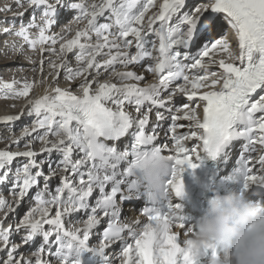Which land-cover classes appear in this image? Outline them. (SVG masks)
Listing matches in <instances>:
<instances>
[{
  "label": "snow or ice",
  "instance_id": "snow-or-ice-1",
  "mask_svg": "<svg viewBox=\"0 0 264 264\" xmlns=\"http://www.w3.org/2000/svg\"><path fill=\"white\" fill-rule=\"evenodd\" d=\"M15 3L25 11L31 8V19L25 23L24 12H17L18 29L14 18L10 22L0 21L9 25L0 31L21 38L31 52L40 55L42 76L45 53L54 56L55 60H47V66L52 70L48 75L57 86L51 87L50 94L46 92L28 100L27 115L34 116V120L13 140L19 145L21 140L32 138L24 143L25 150H0V170H3L0 185L10 179L13 161L23 158L22 166L17 167L11 177L17 207L27 197L29 189L38 184V178H43V189H38L34 196L35 207L15 226L4 227L0 223V252L5 253L0 264H33L19 248L30 245L38 236L42 237V244L34 253V264H51L48 259H41L45 252L61 264H81V255L89 250L104 255L105 264H114L106 250L118 241L122 246L118 255H113L119 259V264H198L202 255L209 257L207 264H213L219 257L213 246L205 244L203 251L194 252L191 239H186L183 248L177 243L179 234L173 229L181 230L183 226L172 216L163 218L144 208L146 222L135 218L122 221L120 202L134 198V184L129 178L144 157L145 149H155L154 154H158L168 147L167 144L154 146L156 128L152 135L146 134L152 108L157 109V122L168 118L160 109L170 115L171 126L165 135L170 132V139L175 142L171 149L174 154L169 157L175 161V171L169 188L177 195L182 194L181 174L186 168L195 169L201 154L215 157L234 141L244 142L238 163L245 188L264 186V0L199 3L162 0L158 11L148 16L146 22V15L157 6L156 0H99V3L94 0L91 3L89 0H15ZM4 10L11 11V8ZM61 10L75 14L63 29L74 31L70 39L51 31ZM37 14L40 23H37ZM101 17L107 22L99 23ZM81 24L84 26L80 27ZM225 25L234 33L238 51L233 50L226 35H221ZM33 29H36L35 35ZM133 47L134 53L130 51ZM12 48L23 54V45L18 48L13 44ZM69 54L75 55L77 67L70 65ZM219 54L223 57L217 60L215 57ZM145 59L152 61L146 71L157 78L156 83L146 87L139 86L144 77L136 72L116 70V65L127 69ZM29 60L35 65L31 57ZM211 65H218L220 71L211 70ZM61 70L69 83L83 77L77 86L79 94L58 86ZM102 70H112L118 83L99 82ZM181 80L182 84L173 87L166 99L162 98V92ZM44 82L41 79L40 83ZM19 83L0 79V94L4 98H28L36 81L29 82L25 78L18 88ZM201 89L208 90L201 92ZM177 96L186 97L195 106L185 103L173 112L171 102ZM109 103L114 108L107 106ZM146 103L150 107L142 111ZM201 103L202 119L197 113ZM127 106L134 107L138 118L132 117ZM23 115L22 111L20 115L5 116L0 118V124L12 125ZM181 120L189 123L180 124ZM185 127L187 131L178 132V128ZM132 129L135 130L130 132ZM128 134L133 137L130 151L127 148L120 151L106 143ZM36 140L41 144L40 153L46 154L39 161L38 153L33 150ZM193 140L196 141L193 146H186V142ZM54 152L62 157L56 169L72 175H63L62 186L53 194L49 192L50 177L40 169L48 164L49 173L56 174L50 159ZM74 153L82 155L74 159ZM254 153L259 154L254 156ZM122 163L126 166L120 171ZM257 166L258 171L254 170ZM77 178L78 182L74 183ZM109 185L111 190L106 191ZM97 189L99 197L90 205L89 198ZM45 194L50 198L46 199ZM89 209L87 219L78 222L82 227H66L72 214ZM5 210L15 212L12 204L0 198V211ZM105 218L107 227L103 238L98 246L90 249L92 230L105 222ZM20 233L24 235L17 244L11 237Z\"/></svg>",
  "mask_w": 264,
  "mask_h": 264
},
{
  "label": "bare ground",
  "instance_id": "bare-ground-1",
  "mask_svg": "<svg viewBox=\"0 0 264 264\" xmlns=\"http://www.w3.org/2000/svg\"><path fill=\"white\" fill-rule=\"evenodd\" d=\"M92 1H89V2L91 3ZM76 2H80V0H76ZM94 2L99 3V0H94ZM194 2H196V3H199V2H207V0H194ZM0 3H2V4H0V21H2V22H10L11 21L10 20L11 18H13V19L16 18V21L17 22H16L15 27L18 29V27H19L18 21H20V19L17 18L16 17V14H14V13H7L6 12L4 14L3 9H4V7H6V4H4V1L3 2L0 1ZM157 3H159V0H157ZM161 3H162V0H161ZM158 6H159V4H157V6L155 8L151 9V13L154 14L155 12H157L158 11ZM32 13H33V10L31 8H27V10L24 12V16H23L22 19H23V21L25 23L28 22V20H29L30 16L32 15ZM74 15L75 14L73 12H71V11L61 10L60 18H59L57 24L54 25L53 26V29L51 30L52 33L59 34L60 36L65 37V39H70L74 35V31L70 33V32H65L63 29L68 26V24L70 23V21L73 19ZM148 16H151L150 12L146 15L145 22L147 21ZM3 26H9V25L7 23L0 24V28H2ZM83 26H84V24H81L80 25V27H83ZM226 31H227V27L225 25V31H224V33ZM35 33H36V29H33L32 30V34L35 35ZM4 36H6L5 39H4ZM14 36H15L14 34H11V35L10 34H5L2 31H0V56H1V54H3L2 58L0 59V70L1 71H4V72H7V76L8 77H15V76L20 75L22 73V76L20 78L23 79L25 77V78H27L30 81L32 79V73H33V70L32 69L35 67L36 63L34 65L29 60V57H31V60L32 61L38 62V60L41 59V58H39L40 55L38 53L31 52L28 49L27 45L24 44V42L22 41L21 38L14 37ZM226 36H227L228 39H230L231 42H235V44H236L235 50L238 51V42L235 39L236 37H235L234 33L231 30H229V33L226 34ZM149 39L151 40L152 37H149ZM94 41H95V37L93 36V42ZM8 42H10V43H8ZM13 44H16L18 48L21 45H23V54L20 53V56H19L18 55L19 52L13 50V48H12V45ZM57 49H58V45H57ZM130 51L134 53L135 52V48L133 47L132 49H130ZM10 52H15V55H14V59L15 60L14 59L7 60V56H8V54ZM17 55L19 57H16ZM45 56H46L45 65H47V60H55V57L54 56H51L50 54H48V55L46 54ZM101 58H104V57H101ZM71 62H72V60H71ZM151 62H152L151 60L145 59V60L141 61L139 65H130L127 69L122 68L120 65H116V70L117 71H134V72H136L137 74H139V75H141V76L144 77V79L139 82V86L146 87L148 84H152V83H156L157 82V78L153 74H151L148 71H146L148 65ZM71 66L73 68H75V67L78 66V64H76V65L73 64ZM19 67H23V68H20L19 69ZM210 68H211V70H214V71H220V69L218 68V65H211ZM17 70H20V74H17ZM24 71H26L25 74H24ZM45 71H46V69H45ZM51 71L52 70L49 67L48 73L45 76L46 85L44 84V86H42L43 83H41L40 85H38V87L35 89L34 93L27 100H24V101H21L20 102V104H19L18 107L20 108V111L23 110V112H24V116H22V120H20L19 122H17V124H15V125H14V123L12 125L0 124V133H1L0 134V139H2V140L7 139L10 136V132L12 131V127H16V126L18 127V125L22 124V121L23 120L26 121V118H27V114L26 113H27L28 108L30 107V105H28V100L37 99V98L43 96L44 94H46V92L48 94H50L51 93V87L57 86V84L52 81L51 77H48V74ZM109 72H110V70H108V72L102 70V74L98 77V81L101 82V83H103V82L118 83L116 77L113 78L114 80H116V82L115 81H111V80L108 81V79L106 78V76L108 75ZM28 73H31V74H28ZM112 76H114V75H112ZM64 78H65L64 71L61 70L60 71V75L57 77V80L59 79L58 86L61 87V88H69L70 90H72L76 94H79V92L77 91V86L79 85V83L81 82L80 80H82L83 77L75 80L71 86L68 85L70 83H67V82L64 81ZM128 83H137V82H135V81H128ZM171 90H172V88H169V90L167 92H162V98L166 99ZM207 90L208 89H201V92L207 91ZM196 102L198 103L199 101L197 100ZM185 103H191L192 106H195V103L188 102L187 101V98H183L182 96L175 97L173 99V101L171 102V106L173 107V112H175V108L176 107H183V105ZM11 104H12V102H11ZM107 106L114 108V106L111 105L110 103ZM4 107H8V106L6 104H4V103H0V110L1 111L4 109ZM145 107H146V104H145L144 108L142 109V111H148L150 105H148L147 108H145ZM127 110L132 115V117L134 119L138 118V114L136 112H134V107L133 106H127ZM11 111L12 112L2 113L0 115V118H3L2 116H8L9 114H12V113L17 112V111H13V110H11ZM156 111H157V109L152 108V110L149 112V122H150V119L152 118V116L155 119V116L154 115L156 114ZM159 111L165 112V115L168 116V118L166 120H164V121H161V122H157V121H154L153 120L152 125L156 126V129H157V131H156L157 141H156L155 146H158L160 143H167L168 147L165 148V150L168 151V154H174V152H172L171 149L173 148L175 142L170 139L171 133L168 132L167 133V136L165 135V133L167 132V129L171 126L170 115L165 111V109H160ZM197 113H198L199 117L202 119V117H203V104L202 103H201V107L197 109ZM158 123L160 125L159 127H157V124ZM179 123L180 124L187 125L189 122L188 121L181 120V121H179ZM152 129H153V126H148V124H147L146 130L148 132H152ZM184 131H187V128L186 127L185 128H178V132H181L182 133ZM120 142H124L125 143L126 142V137H123L120 140ZM194 143H195L194 140L193 141H188V142H186V146L191 147ZM5 150H7V149H5ZM23 150H25V149H23L22 147H19V148L16 147V149H14L12 151L15 152V151H23ZM38 151H39V149H38ZM237 153H238V150L237 149L234 150V151H231V148H230L229 150H227L226 156L229 157V158L235 157L237 155ZM78 155L79 154L74 153V158H76V156H78ZM38 159H39V157L37 156V160ZM22 160H23V158L18 157L16 160L13 161V163L11 164L12 165L11 167L14 168V171L17 169V167H19L21 165L20 162ZM51 161H52L53 168H56V165H57L58 161H57V156H56V153L55 152L51 156ZM45 167H46V164H45ZM122 167H123V165L120 166V171H122ZM42 170L41 171L44 173V168L43 167H42ZM2 171H1V173H2ZM14 173L10 174V179H9L10 181L8 182L7 185H3L1 187V189H0L1 191H5L7 193L8 192L10 193V191H11L10 189L12 188V183H13L11 177L14 176ZM11 175H13V176H11ZM45 175L50 177L49 178V182H50L51 186H54V184H57L58 185V183H59L58 181H59V179H60V181L62 180V176L63 175H69V176H71L72 174L70 172L69 173H63L61 171L59 175L58 174L51 175L49 172L48 173H45ZM56 178H58V180H56ZM253 186H255V185H253ZM49 192H50V190H49ZM45 198L48 199L50 197L48 195H45ZM7 200H8V197H7ZM32 207H35V203H33ZM31 208H30V210H31ZM16 212L17 211H15V213ZM12 213L13 212H11L8 216H6L7 218H5L4 222H1L2 220L0 219V223H3V226L4 227H8L10 225V223L13 222V220H11L12 219L11 218ZM18 215H19V213H17V216ZM130 215L133 216L134 215V212L133 211H130ZM22 235H24V233H20V234L13 235L11 237V239L13 241H15L17 244H19L21 240H18V238H21ZM39 242H40V238H37L36 237L34 239V241L30 245H23V249H20L19 250L21 253H24L26 251L25 252L27 254L26 255V258L27 259H31L33 261V264L35 262V259H34V256H33V252H35L36 245H38ZM92 252L93 251H90L89 253H86V256H90L91 257ZM4 256H5V253L1 252L0 253V258H2ZM108 256H109L110 259H114V264H116V262L118 261V259H116L113 255H108ZM49 257L50 256H48L47 259H49ZM51 264H53V262H51ZM92 264H105V257L103 259L101 258V259H97V260L93 261Z\"/></svg>",
  "mask_w": 264,
  "mask_h": 264
},
{
  "label": "clouds",
  "instance_id": "clouds-1",
  "mask_svg": "<svg viewBox=\"0 0 264 264\" xmlns=\"http://www.w3.org/2000/svg\"><path fill=\"white\" fill-rule=\"evenodd\" d=\"M155 163L143 157L138 167L147 170ZM191 240L194 252L202 251L205 244L218 251L213 264H264V207L235 194H216L208 200Z\"/></svg>",
  "mask_w": 264,
  "mask_h": 264
},
{
  "label": "rangeland",
  "instance_id": "rangeland-1",
  "mask_svg": "<svg viewBox=\"0 0 264 264\" xmlns=\"http://www.w3.org/2000/svg\"><path fill=\"white\" fill-rule=\"evenodd\" d=\"M1 2H3L4 1V4H6V7H10L11 8V11H5L4 9L6 8V7H4V9H3V11H4V14L7 12V13H14V14H16L17 12H20L21 10L23 11V12H25V9H22V8H19L17 5H16V3H15V0H0ZM89 1H92V0H89ZM93 2V1H92ZM0 4H2V3H0ZM25 8H27V5H25ZM150 12V14L151 15H153V13H151V10L149 11ZM32 17V15L30 16V18ZM11 21L13 20V18H11L10 19ZM20 23V21H18V24ZM227 27V26H226ZM227 31H229V29H227ZM14 37H16V36H14ZM6 38V36H4V39ZM3 39V38H2ZM7 40V39H6ZM13 42V41H12ZM8 43H10V42H8ZM28 47V46H27ZM48 55V53H45V55ZM14 55H15V52H10L9 54H8V56H7V60H10V59H14ZM18 55L20 56V52L18 53ZM16 56V57H19V56ZM2 56H3V54H1V56H0V59L2 58ZM38 56V55H37ZM39 58H41V57H39ZM70 58V59H69ZM105 58V57H104ZM104 58H99V59H104ZM15 60V59H14ZM68 60H69V62H70V65H76L77 64V61H76V59H75V55L74 54H69V56H68ZM71 60H72V62H71ZM39 61L40 60H38V62H36V65H35V68L37 69L36 71H33V73H32V79L29 81L28 79V81L29 82H31V81H36V86L34 87V89H33V91L30 93V95H29V97L34 93V91H35V89L38 87V85H40L41 83H39L40 81H41V79H44V83L42 84V86H44V84L46 85V79H45V76L47 75V73H48V70H49V67L47 66V65H45V67H44V73H43V76L41 75V73H40V71H39ZM2 62V61H1ZM20 68H23V67H19V69ZM45 69H46V71H45ZM108 72V71H107ZM26 73V71H24V74ZM17 74H20V70H17ZM28 74H31V73H28ZM27 74V75H28ZM22 76V73L20 74V75H17V76H15V77H8L7 76V72H4V71H1L0 70V79H2V80H4V81H6V82H11L12 80H17V81H19L20 83L19 84H17V87L19 88L20 87V85L24 82V80H25V77L23 78V79H21L20 77ZM24 76V75H23ZM150 76V75H149ZM48 77H50L49 75H48ZM106 78L108 79V81H115L116 82V80H114L113 78H115V76H112V70H110V72L108 73V75L106 76ZM38 81V82H37ZM58 81H59V79H58ZM64 81L65 82H67V83H69L68 81H66V79L64 78ZM81 81V80H80ZM59 83V82H58ZM73 84V82H71L70 84H68L69 86H71ZM75 84V83H74ZM28 97V98H29ZM183 97V96H182ZM28 98H4V96L2 95V94H0V103H4V104H6L8 107H4V109L1 111L0 110V115L2 114V113H5V112H12L11 110H13V111H17V112H15V113H12V114H9V115H12V116H16V115H20L21 114V112L23 111H20V108L18 107L19 106V104H20V102L21 101H24V100H27ZM183 98H186V97H183ZM11 102H12V104H11ZM5 110V111H4ZM28 110H29V108H28ZM28 110H27V112H28ZM135 112V111H134ZM133 112V113H134ZM27 114V113H26ZM8 115V116H9ZM24 116V115H23ZM2 117H5V116H2ZM20 120H22V116H21V119ZM19 120V121H20ZM34 120V116H28L27 115V118H26V121L25 120H23L22 121V124H20V125H18V127L16 126V127H12V131L10 132V136L7 138V139H4V140H2V139H0V150H5V149H9L8 151H12V150H14V149H16V147H22L23 149H24V147H23V145H24V143L25 142H27V141H30L32 138H25V140H21L20 141V143H19V145H17V144H15V143H13V140H15V139H17L18 137H20V135H21V133H22V130H23V128L24 127H26V126H29L31 123H32V121ZM19 121H16V122H14V125L15 124H17V122H19ZM25 121V122H24ZM42 131L43 130H40V132L42 133ZM1 134V133H0ZM36 135V133H34L33 134V136H35ZM50 139H51V137H50ZM15 147V148H14ZM40 148H41V144H40V142L38 141V140H36L34 143H33V150H35L36 152H38V149L40 150ZM46 154H42V155H40V157H39V160L40 159H42L44 156H45ZM56 156H57V161H58V163H59V161L61 160V157L59 156V155H57L56 154ZM51 159V158H50ZM21 163V165L20 166H22V163H23V160L20 162ZM53 166V165H52ZM43 168H44V175H45V173H48L49 172V167H48V164H46V167H45V164L43 165ZM54 169H56V168H54ZM40 170H42V168L40 169ZM59 170L60 169H56V173L57 174H59L60 172H59ZM43 171V170H42ZM13 172V171H12ZM33 172H35V170L33 171ZM57 176V175H56ZM56 180H58V178H56ZM38 182H40V188L39 189H43V178L41 179V178H38ZM54 185H56V188L58 187V185L57 184H54ZM1 187L2 186H0V189H1ZM11 190V189H10ZM36 189H34V188H31V189H29V192H28V195H27V197H25L22 201H21V203H20V205L17 207L16 206V204H15V200H16V197H14L13 196V194H12V191H10V193L8 192H5V191H1L0 190V198H2V199H5L9 204H12V206H13V208H15V211H17L16 213L14 212V213H12V216H11V220H13V222L11 223L13 226H15V224H18L23 218H24V216L27 214V212L28 211H30V203L32 202V204H31V207H32V205H33V201H32V198H31V194H36V192L37 191H35ZM3 192V193H2ZM53 192H55V189H53V191H52V193ZM7 197H8V200H7ZM25 209V210H24ZM11 212H7L6 210L5 211H0V219L2 220L1 222H4V220H5V218H7L6 216H8L9 214H10ZM17 213H19V215L17 216ZM16 221V222H15ZM15 223V224H14ZM3 224V223H2ZM15 240V239H14ZM17 240V239H16ZM18 240H21V238H18ZM26 252V251H25ZM28 253V252H27Z\"/></svg>",
  "mask_w": 264,
  "mask_h": 264
}]
</instances>
